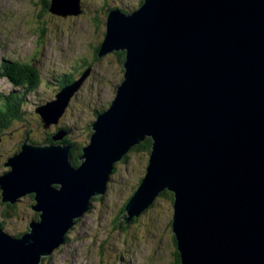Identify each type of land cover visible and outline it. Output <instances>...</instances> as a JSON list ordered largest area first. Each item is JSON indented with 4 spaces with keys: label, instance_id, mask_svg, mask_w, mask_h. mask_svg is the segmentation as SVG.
Masks as SVG:
<instances>
[{
    "label": "water",
    "instance_id": "water-1",
    "mask_svg": "<svg viewBox=\"0 0 264 264\" xmlns=\"http://www.w3.org/2000/svg\"><path fill=\"white\" fill-rule=\"evenodd\" d=\"M48 11L82 9L50 0ZM104 27L97 55L124 51L123 73L81 164L72 165L63 129L54 143L26 137L3 164L11 170L0 175L1 202L34 192L39 218L21 237L0 227V264H40L63 245L115 164L146 138L144 174L116 224L167 190L181 264H264V0H144L130 15L110 8ZM89 69L35 107L43 129L58 123Z\"/></svg>",
    "mask_w": 264,
    "mask_h": 264
},
{
    "label": "rangeland",
    "instance_id": "rangeland-1",
    "mask_svg": "<svg viewBox=\"0 0 264 264\" xmlns=\"http://www.w3.org/2000/svg\"><path fill=\"white\" fill-rule=\"evenodd\" d=\"M49 1L0 0V64L15 60L32 62L39 75L37 88L24 90L26 101L21 118L0 128V175L11 170L3 164L18 154L25 135L28 142L42 145L54 143L47 142L49 135L62 129L74 147L70 152L72 165L81 164L82 159L78 158L81 148L88 143L91 123L97 112L108 107L123 73L122 62L114 53L95 57V48L105 30L106 12L116 8L130 15L144 0H80V15L66 17L50 13ZM87 68H90L89 74L58 123L43 129L35 107L54 98L60 89V80L68 79L70 74L75 80ZM12 89H16L12 91L15 94L24 88L15 87L0 77V97ZM135 146L126 160L115 164L106 192L90 199L89 209L66 232V243L45 257L43 264L173 263L176 250L171 232L173 195L172 200L164 196L153 199L134 221L124 225L121 220L116 224L123 206L140 185L147 163L149 152L135 151ZM34 195V192L27 193L14 207H6L7 202H1L0 193V227L8 235L21 237L28 223L39 218L31 208Z\"/></svg>",
    "mask_w": 264,
    "mask_h": 264
},
{
    "label": "trees",
    "instance_id": "trees-1",
    "mask_svg": "<svg viewBox=\"0 0 264 264\" xmlns=\"http://www.w3.org/2000/svg\"><path fill=\"white\" fill-rule=\"evenodd\" d=\"M141 3H142V1L140 2V4ZM99 44H100V42H99ZM99 44L95 48V57H97V58H99L97 55V50H98ZM110 53H114L116 58L123 63L124 51H111ZM7 65L9 67H6ZM0 67H1L0 77L6 78L15 87L24 88L21 92H18L15 94L12 91H14L16 89H12L7 94L2 96V98L0 97V128H4L7 125H9L10 122H12V120L21 118V109H22V107L26 101V98H25L26 93L24 92V90L29 91L32 89H36L38 86V83H39V75H38V72L36 70L35 65L32 62L25 63V61L18 62L16 60L15 61H2L0 64ZM122 71H123V69H122ZM72 80L73 79H72L71 74H70L68 79L60 80L59 85H58L59 88H61L65 84L71 82ZM26 137H27V135H25V138ZM47 140H48L47 142H51V140H52L51 135H49ZM63 141L68 142V135L67 134L64 136ZM20 144H21V142H20ZM150 145H151L150 139H145L143 142H141L140 144L135 146V151H145V152L148 151L149 152ZM74 146H75V144H74ZM73 148H72V151H73ZM78 154H79V151H78ZM126 159H127V155L125 156L124 160H126ZM76 162L77 161H74L73 163L75 164ZM140 180H141V178L139 179V181ZM160 196H164V197H167L170 200H172V194H171V192H168L167 190L162 192L160 194ZM122 210H123V208H122ZM0 226H1V224H0ZM19 235L20 234H18L17 237ZM173 237H174V235H173ZM173 240H174V243L176 244L174 238H173ZM45 259H46L45 257L42 258L43 261ZM43 261H41L40 264H43ZM172 264H181L177 250H175V252H174V261Z\"/></svg>",
    "mask_w": 264,
    "mask_h": 264
},
{
    "label": "flooded vegetation",
    "instance_id": "flooded-vegetation-1",
    "mask_svg": "<svg viewBox=\"0 0 264 264\" xmlns=\"http://www.w3.org/2000/svg\"><path fill=\"white\" fill-rule=\"evenodd\" d=\"M81 9H82V7H81ZM110 9V8H109ZM108 9V10H109ZM107 10V11H108ZM107 13V12H106ZM5 205H6V207H14L16 204H17V202L16 203H14V204H10V203H4ZM38 218H36V220H37ZM132 221H134V220H132ZM132 221H130V222H132ZM3 225H4V223H3ZM23 232H25V231H23Z\"/></svg>",
    "mask_w": 264,
    "mask_h": 264
},
{
    "label": "bare ground",
    "instance_id": "bare-ground-1",
    "mask_svg": "<svg viewBox=\"0 0 264 264\" xmlns=\"http://www.w3.org/2000/svg\"><path fill=\"white\" fill-rule=\"evenodd\" d=\"M54 134V133H53ZM53 134H51V135H53ZM55 187H57V185H54ZM57 189V188H56ZM101 196L103 195V194H100ZM8 203V202H7ZM3 223H4V225L6 224V222H4L3 221ZM121 223V222H120ZM29 229V230H28ZM27 233L30 231V228H29V225H27ZM17 237V236H16ZM66 242H64V244H65Z\"/></svg>",
    "mask_w": 264,
    "mask_h": 264
}]
</instances>
